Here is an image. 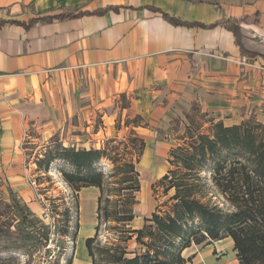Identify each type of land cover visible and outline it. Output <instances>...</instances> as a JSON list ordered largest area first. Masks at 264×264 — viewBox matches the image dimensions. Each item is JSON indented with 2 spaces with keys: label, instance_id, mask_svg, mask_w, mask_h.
<instances>
[{
  "label": "crops",
  "instance_id": "1",
  "mask_svg": "<svg viewBox=\"0 0 264 264\" xmlns=\"http://www.w3.org/2000/svg\"><path fill=\"white\" fill-rule=\"evenodd\" d=\"M201 1L0 0V21L6 22L0 29V163L19 161L18 148L28 128L34 127L45 135L59 132L63 137L76 128L71 119L77 117L81 131L85 128L81 125L83 116L116 96L128 100V107L120 110L139 116L161 115L176 105L188 109L194 102L209 112L216 102L222 106L229 81L224 73L227 63L217 55L212 59L208 53H227V57L238 61L264 59L241 56L232 35L223 28L174 27L145 7L205 24L259 12V24L244 28L264 40V10L260 8H264V2L249 11L236 8L226 12L224 2ZM177 3L181 4L179 11ZM203 5H210L206 7L208 22L199 17L198 9L192 12ZM106 6L118 9L104 15L37 23L29 28L9 23H27L61 12H93ZM183 6L189 8L188 13L183 14ZM227 65L230 69L231 64ZM237 81L240 88L241 80ZM156 166L161 178L166 173L165 164ZM78 195L79 231L82 214L92 204L94 216L83 237L79 240L77 236L74 241L71 264H92L85 240L91 237L97 220L98 189L83 188ZM233 247L232 239L224 238L192 245L183 256H193L190 264H237Z\"/></svg>",
  "mask_w": 264,
  "mask_h": 264
},
{
  "label": "trees",
  "instance_id": "2",
  "mask_svg": "<svg viewBox=\"0 0 264 264\" xmlns=\"http://www.w3.org/2000/svg\"><path fill=\"white\" fill-rule=\"evenodd\" d=\"M145 8L159 13L164 21L174 27L201 30L223 28L232 35L233 44L239 48L241 56L264 59V40L244 28V25L259 24V12L251 16L221 18L205 24L183 20L156 7ZM116 9L117 6H106L93 12H61L39 16L27 23H9L29 28L37 23H51L53 20L104 15ZM5 23L0 21V29ZM191 110L194 114L199 113L196 105ZM201 117L207 121L199 122L186 114L188 126L179 139L181 144L170 150L167 159L170 168L159 180L166 185L165 192L174 190L170 198L173 201L170 211L163 216L153 212L151 218H145L144 224L138 229L128 226L134 219V194L140 190L139 173L135 166L146 148L143 139L132 133L126 144L117 143L118 146L130 149L125 152L126 155L139 152L136 162L123 158L120 165H117L118 161L108 149H61L60 154L47 156V163L61 158L78 171L87 172L83 178H79L84 181V185L78 191L88 187L99 189L95 234L85 240L92 264L96 261L93 244L103 220L115 222L112 229L123 240L128 241L135 235L136 243L144 247L140 255L135 254L132 258H125L124 247L116 246L114 253L110 252L113 245L106 249L98 248V252L103 255L104 264H189L193 256L183 258L182 252L185 249L192 244H210L224 238L232 239L237 264H264V125L246 121L239 125L224 126L221 122L207 118L205 114H201ZM102 158L116 164L115 171L111 174V178H115L111 185H115V188L111 187L110 195H104L103 174L93 169L94 164ZM204 171H210L212 186L231 204L233 211H222L202 201L200 174ZM66 178L71 182L72 176L66 175ZM12 206L20 213L23 223L34 232L33 235H37L35 239L41 243L46 236L44 229L41 226L37 228L28 220L26 212L14 197ZM143 236H148L151 240L145 242ZM65 264H71V255Z\"/></svg>",
  "mask_w": 264,
  "mask_h": 264
},
{
  "label": "rangeland",
  "instance_id": "3",
  "mask_svg": "<svg viewBox=\"0 0 264 264\" xmlns=\"http://www.w3.org/2000/svg\"><path fill=\"white\" fill-rule=\"evenodd\" d=\"M184 1L195 4L192 2L195 0ZM202 1L204 4L224 2L223 6H225L226 12H232L236 8H240L243 12L249 11L250 7L264 2V0H237L236 3L233 0ZM188 5L191 4L188 3ZM180 6L181 4L177 3L178 11ZM209 6L196 7L192 12L198 9L199 17L204 22H208L209 20L205 18L208 13L206 7L210 8ZM260 8L264 10L262 6ZM188 9L183 6V14L188 13ZM261 23L264 25V17ZM208 54L209 57H213L212 59H215L217 55L220 60L231 64L230 69L227 64L224 68L225 76L229 81L225 84L226 92L225 100L222 101L223 105L221 106L215 101L214 110L211 112L203 111L200 104L194 102L188 109L176 105L161 115L143 114L139 116L131 111L124 113L120 110L128 107V100L124 96H116L106 102L107 105H97L85 114L81 121V125L85 128L81 131L77 128L79 126L77 117L71 119V124L76 128L63 137L59 132L45 135L34 127L28 128L26 137L18 148L21 154L19 161L0 163V261L7 264H22V261L26 260V257L40 244L35 239L37 235H33L34 232L23 223L20 213L13 208L12 197L20 203L28 220L37 228L41 226L44 231L45 222L42 219V210L49 204L50 216L57 222L60 234H68L70 230L74 241L77 236V239L80 240L86 232V227L88 228L87 225L93 222L92 204L88 211L82 214V231H79L78 194L83 188H80L79 191L77 189L84 185V181L79 178H83L87 172L78 171L67 160L61 158L47 163L49 154H60L61 149L87 151L108 149L118 161L117 165H120L123 158L136 162L139 152L126 155L125 152H129L130 149L118 146L117 143L126 144L132 133L135 134V137L143 139L146 148L135 166L139 173L140 190L134 194L136 198V204L133 207L134 219L128 226L131 229H138L144 224L145 218H151L153 212H158L163 216L170 211L173 203L170 198L174 194V190L164 191L166 185L160 183L156 165L164 163L165 172L170 168L167 162L168 155L172 148L181 144L179 139L184 135L188 126L186 114L199 122L207 121L201 117V114H205L207 118L214 119V122H221L224 126L239 125L246 121L264 125V62L233 60L227 57V53L220 55L210 52ZM238 79L241 80L240 88H238ZM195 105L198 114H194L191 110ZM206 126L207 124L204 127ZM86 127L90 128L89 132ZM77 139L78 141H76ZM134 144L138 146L137 142ZM115 167L116 164L107 158H102L93 166L94 170L100 171L104 176V195H110L109 190L112 186L115 188V185H111L115 180V178H111ZM66 175L72 176L71 182L67 180ZM200 176L202 178L200 184L203 185L201 188L202 201L222 211H233L231 204L212 186L210 171H204ZM15 182H18V185H15ZM33 183L35 184L33 185ZM111 198L113 197L111 196ZM96 225L97 220L91 237L95 234ZM115 225L116 223L112 221L103 220L100 222L97 239L93 244L95 264H104L103 255L98 252V248L106 249L113 245L110 252L114 253L116 246L124 247L126 248L125 258H132L135 254L140 255L143 252L144 247L136 243L135 235L132 239L125 241L120 234L112 229ZM143 240L149 242L151 239L148 236H143ZM204 244L205 242L197 246ZM183 258L187 259L188 257L183 256ZM66 260L67 257L64 258V264Z\"/></svg>",
  "mask_w": 264,
  "mask_h": 264
},
{
  "label": "built area",
  "instance_id": "4",
  "mask_svg": "<svg viewBox=\"0 0 264 264\" xmlns=\"http://www.w3.org/2000/svg\"><path fill=\"white\" fill-rule=\"evenodd\" d=\"M42 219L45 222L46 236L22 264H60L64 262L65 256H72L74 249L72 233L69 230L68 234H60L57 222L50 216L49 204L42 210Z\"/></svg>",
  "mask_w": 264,
  "mask_h": 264
},
{
  "label": "bare ground",
  "instance_id": "5",
  "mask_svg": "<svg viewBox=\"0 0 264 264\" xmlns=\"http://www.w3.org/2000/svg\"><path fill=\"white\" fill-rule=\"evenodd\" d=\"M85 210H86V208H85Z\"/></svg>",
  "mask_w": 264,
  "mask_h": 264
}]
</instances>
